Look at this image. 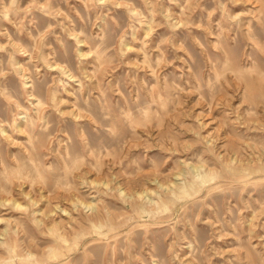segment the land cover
<instances>
[{
	"label": "rangeland",
	"instance_id": "1",
	"mask_svg": "<svg viewBox=\"0 0 264 264\" xmlns=\"http://www.w3.org/2000/svg\"><path fill=\"white\" fill-rule=\"evenodd\" d=\"M0 96V264H264V0H0Z\"/></svg>",
	"mask_w": 264,
	"mask_h": 264
},
{
	"label": "bare ground",
	"instance_id": "2",
	"mask_svg": "<svg viewBox=\"0 0 264 264\" xmlns=\"http://www.w3.org/2000/svg\"><path fill=\"white\" fill-rule=\"evenodd\" d=\"M125 1L127 2V0H125ZM169 1H170V0H169ZM176 1H177V0H176ZM211 1H212V0H211ZM15 2H16V1H15ZM180 2H181V1H180ZM221 2H222V1H221ZM178 3H179V2H178ZM14 4H15V3H14ZM11 5H12V4H11ZM5 6H6V5H5ZM12 6H13V5H12ZM15 6H16V5H15ZM95 6H97V5H95ZM204 6H205V5H204ZM182 7H183V6H182ZM160 8H161V7H160ZM183 8H184V7H183ZM204 8H205V7H204ZM44 9H45V7H44ZM46 9H47V8H46ZM115 9H116V8H115ZM127 9H128V8H127ZM105 10H106V9H105ZM239 10H240V9H239ZM45 11H46V10H45ZM129 11H130V10H129ZM129 11H127V12L129 13ZM147 11H148V10H147ZM243 11H244V10H243ZM243 11H242V12H243ZM248 11H249V10H248ZM250 11H251V10H250ZM130 12H131V11H130ZM219 12H220V11H219ZM244 12H245V11H244ZM253 13H254V12H253ZM131 14H132V13H131ZM179 14H180V13H179ZM258 14H259V13H258ZM3 15H4V14H3ZM134 16H135V14H134ZM4 17H5V16H4ZM150 17H151V16H150ZM162 17H163V16H162ZM261 17H262V16H261ZM261 17H260V18H261ZM10 19H11V18H10ZM251 20H252V19H251ZM251 20H250V21H251ZM105 23H106V22H105ZM105 23H104V24H105ZM138 23H139V22H138ZM100 25H101V24H100ZM134 25H135V24H134ZM134 25H133V26H134ZM144 26H145V25H144ZM236 26H237V24H236ZM103 27H104V26H103ZM218 27H219V26H218ZM167 28H168V27H167ZM140 29H141V28H140ZM52 30H53V29H52ZM105 30H106V29H105ZM217 30H218V29H217ZM7 31H8V30H7ZM75 31H76V30H75ZM140 31H141V30H140ZM36 32H37V30H36ZM50 32H51V31H50ZM52 32H53V31H52ZM76 32H77V31H76ZM31 33H32V32H31ZM102 33H103V32H102ZM8 34H9V33H8ZM37 34H38V32H37ZM158 34H159V33H158ZM9 35H10V34H9ZM47 35H48V34H47ZM11 37H12V35H11ZM48 37H49V36H48ZM194 37H195V36H194ZM32 38H34V37H32ZM220 38H221V37H220ZM121 39H122V38H121ZM170 39H171V38H170ZM14 40H15V39H14ZM262 40H263V39H262ZM28 41H29V40H28ZM34 41H35V40H34ZM60 41H61V40H60ZM88 41H89V40H88ZM123 41H124V40H123ZM170 41H171V40H170ZM85 42H86V41H85ZM19 43H20V42H19ZM42 43H43V42H42ZM61 43H62V42H61ZM22 44H23V43H22ZM32 45H33V44H32ZM32 45H31V46H32ZM50 45H51V44H50ZM55 45H56V44H55ZM120 45H122V44H120ZM65 46H66V45H65ZM32 47H33V46H32ZM32 47H31V48H32ZM52 48H53V47H52ZM102 48H103V47H102ZM106 48H107V47H106ZM109 48H110V47H109ZM1 49H2V48H1ZM9 49H10V48H9ZM25 49H26V48H25ZM32 49H33V48H32ZM32 51H33V50H32ZM60 51H61V50H60ZM169 51H170V50H169ZM55 53H56V52H55ZM62 53H63V52H62ZM64 53H65V50H64ZM7 54H8V53H7ZM13 54H14V53H13ZM49 54H50V53H49ZM99 54H100V53H99ZM149 54H150V53H149ZM105 55H106V54H105ZM7 56H9V55H7ZM106 56H107V55H106ZM43 57H44V56H43ZM56 57H57V56H56ZM7 58H8V57H7ZM27 58H28V57H27ZM39 58H40V57H39ZM30 59H31V58H30ZM44 59H46V58H44ZM2 60H3V59H2ZM95 60L97 61V58H96ZM156 60H157V58H156ZM38 61H39V60H38ZM43 61H44V60H43ZM1 63H2V62H1ZM19 63H20V62H19ZM30 63H31V62H30ZM46 63H47V61H46ZM10 64H11V63H10ZM21 65H22V64H21ZM32 65H33V64H32ZM37 67H38V66H37ZM37 67H36V68H37ZM1 68H2V66H1ZM3 68H4V67H3ZM7 68H8V67H7ZM33 68H34V67H33ZM94 68H95V67H94ZM96 68H97V67H96ZM28 69H29V68H28ZM69 69H70V68H69ZM45 70H46V69H45ZM2 71H3V70H2ZM7 71H8V70H7ZM28 71H29V70H28ZM43 71H44V70H43ZM257 71H258V70H257ZM3 72H4V71H3ZM13 74H14V73H13ZM34 74H35V73H34ZM246 74H247V73H246ZM10 75H11V74H10ZM41 75H42V74H41ZM13 76H14V75H13ZM26 76H27V75H26ZM30 76H32V75H30ZM30 76H29V77H30ZM59 76H60V75H59ZM59 76H58V77H59ZM78 76H79V75H78ZM4 77H5V76H4ZM81 77H82V76H81ZM35 78H36V77H35ZM62 78H63V77H62ZM65 78H67V77H65ZM79 78H80V77H79ZM252 78H253V77H252ZM59 79H60V78H59ZM152 79H153V78H152ZM7 80H8V79H7ZM34 80H35V79H34ZM37 80H38V79H37ZM59 81H60V80H59ZM17 82H19V81H17ZM62 82H63V81H62ZM74 82H75V81H74ZM21 83H22V82H21ZM32 83H33V82H32ZM58 83H59V82H58ZM64 83H65V82H64ZM253 83H254V82H253ZM65 84H66V83H65ZM65 84H64V85H65ZM22 85H23V84H22ZM33 85H34V84H33ZM251 85H252V82H251ZM3 86H4V84H3ZM46 86H47V85H46ZM37 87H38V86H37ZM77 87H78V86H77ZM6 88H7V87H6ZM60 88H61V86H60ZM1 89H2V88H1ZM32 89H33V88H32ZM32 89H31V90H32ZM45 89H46V88H45ZM63 89H64V88H63ZM19 90H21V89L19 88ZM71 90H72V88H71ZM74 90H75V89H74ZM79 90H80V89H79ZM118 90H119V89H118ZM89 91H90V90H89ZM243 91H244V90H243ZM30 92H31V91H30ZM58 92H59V91H58ZM76 92H78V91H76ZM3 93H5V92H3ZM54 93H56V92H54ZM78 93L80 94V92H78ZM10 94H11V93H10ZM38 94L40 95V93H38ZM41 94H42V93H41ZM122 94H123V93H122ZM245 94H246V92H245ZM11 95H12V94H11ZM32 95H33V94H32ZM13 96H14V95H13ZM37 96H38V95H37ZM80 96H81V95H80ZM86 96H87V95H86ZM110 96H111V95H110ZM122 96H123V95H122ZM0 97H2V96H0ZM11 97H12V96H11ZM87 97H88V96H87ZM87 97H86V98H87ZM99 97H100V96H99ZM103 97H104V96H103ZM262 97H263V96H262ZM262 97H261V98H262ZM12 98H13V97H12ZM51 98H52V97H51ZM51 98H50V99H51ZM89 98H90V97H89ZM97 98H98V97H97ZM150 98H151V97H150ZM16 99H17V98H16ZM44 99H45V98H44ZM102 99H103V98H102ZM166 99H167V98H166ZM168 99H169V97H168ZM36 100H37V103L35 104V106H36V109H37V107H38V106L40 107V106L42 105V103H41V100H40V99H36ZM103 100H104V99H103ZM134 100H135V99H134ZM125 101H127V100H125ZM149 101H151V100H149ZM127 102H128V101H127ZM136 104H137V103H136ZM13 105H14V104H13ZM100 105H101V103H100ZM9 107H10V106H9ZM11 107H12V106H11ZM52 107H53V106H52ZM100 107H101V106H100ZM156 107H157V106H156ZM163 107H164V106H163ZM16 108H17V107H16ZM30 108H31V107H30ZM23 109H25V108H23ZM54 109H55V107H54ZM0 110H1V109H0ZM32 111H33V110H32ZM78 111H79V110H78ZM78 111H77V112H78ZM1 112H2V111H1ZM22 112H23V111H22ZM37 112H38V111H37ZM130 112H131V111H130ZM38 113H39V112H38ZM43 113H44V112H43ZM156 113H157V112H156ZM26 114H27V113H26ZM3 115H4V114H3ZM50 115H51V114H50ZM142 115H144V114H142ZM125 116H126V115H125ZM128 116H129V114H128ZM92 117H93V116H92ZM0 118H1V117H0ZM2 118H3V117H2ZM2 118H1V119H2ZM19 118H20V117H19ZM24 118H25V122L31 121V117H30L29 115H26ZM35 118H36V117H35ZM35 118H34V119H35ZM58 118H59V117H58ZM32 119H33V118H32ZM34 119H33V120H34ZM94 119H95V118H94ZM137 119H138V118H137ZM55 120H56V119H55ZM61 120H62V119H61ZM34 122H35V121H34ZM44 122H45V121H44ZM47 123H48V122H47ZM131 123H132V122H131ZM8 124H9V123H8ZM136 124L139 125L140 123L138 124V123L135 122V125H136ZM0 125H1V124H0ZM13 125H15V124H13ZM23 125H24V123H23ZM30 125H31V124H30ZM63 125H64V124H63ZM140 125H141V124H140ZM143 125H144V124H143ZM7 126H8V125H7ZM144 126H145V125H144ZM0 128H1V127H0ZM9 128H10V127H9ZM41 129H42V128H41ZM43 129H44V128H43ZM129 129H130V128H129ZM10 130H11V129H10ZM15 130H16V129H15ZM44 130H45V129H44ZM81 130H82V128H81ZM65 132H66V131H65ZM83 133H84V132H83ZM27 134H28V133H27ZM19 135H20V134H19ZM78 135H79V134H78ZM137 135H138V134H137ZM62 137H63V136H62ZM29 138H30V137H29ZM59 139H60V138H59ZM59 139H58V140H59ZM67 139H68V138H67ZM29 140H30V139H29ZM58 140H57V141H58ZM65 141H66V140H65ZM3 142H4V141H3ZM83 142H84V141H83ZM124 142H125V141H124ZM25 143H26V141H25ZM55 143H56V141H55ZM126 143H127V142H126ZM2 145H3V143H2ZM23 145H24V144H23ZM31 145H32V144H31ZM52 145H53V144H52ZM79 146H80V145H79ZM80 147H81V146H80ZM18 148H19V147H18ZM25 148H26V147H25ZM86 148H87V147H86ZM23 150H24V149H23ZM64 150H65V149H64ZM21 151H22V150H21ZM22 153H23V152H22ZM91 153H92V152H91ZM105 153H106V152H105ZM25 154H26V153H25ZM67 154H68V152H67ZM107 154H108V153H107ZM20 155H21V153H20ZM0 156H1V155H0ZM21 156H22V155H21ZM31 156H32V155H31ZM66 156H67V155H66ZM108 156H109V155H108ZM5 158H6V157H5ZM30 158H31V157H30ZM37 158H38V157H37ZM42 158H43V157H42ZM65 158H66V157H65ZM8 159H9V158H8ZM28 159H29V158H28ZM28 159H27V160H28ZM16 160H17V159H16ZM23 160H24V158H23ZM13 161H15V160H13ZM21 161H22V160H21ZM24 161H26V160H24ZM28 161H29V160H28ZM0 162H1V160H0ZM4 162H5V161H4ZM6 162H7V161H6ZM31 162H32V161H31ZM31 162H30V163H31ZM1 163H2V162H1ZM17 163H18V162H17ZM32 163H33V162H32ZM72 163H74V162H72ZM72 163H71V164H72ZM75 163H76V162H75ZM75 163L73 164V166L75 165ZM6 165H8V163H7ZM18 165H19V164H18ZM32 165H33V164H32ZM98 165H99V164H98ZM21 166H22V165H21ZM23 166H24V165H23ZM13 167H14V166H13ZM26 167H27V166H26ZM62 167H63V166H62ZM3 168H4V167H3ZM20 168H21V167H20ZM29 168H30V167H29ZM31 168H33V167H31ZM60 168H61V167H59V169H60ZM226 168H227V167H226ZM226 168H225V169H226ZM1 169H2V168H1ZM4 169H5V168H4ZM230 169H231V168H230ZM230 169H229V172H230ZM2 170H3V169H2ZM18 170H19V169H17L16 171H18ZM30 170H31V169H30ZM49 170H51V169H49ZM63 170H64V169H63ZM241 170H242V169H241ZM258 170H259V169H258ZM5 171H6V169H5ZM32 171H33V170H32ZM32 171H31V172H32ZM237 171H238V170H237ZM256 171H257V170H256ZM238 172H240V171H238ZM257 172H258V171H257ZM18 173H19V171H18ZM22 173H24V172H22ZM35 173H36V171H35ZM68 173H69V172H68ZM36 174H37V173H36ZM62 174H63V172H62ZM71 174H72V171H71ZM238 174H239V173H238ZM7 175H8V174H7ZM52 175H53V174H52ZM63 175H65V174H63ZM175 175H176V174H175ZM197 175L201 176V175L198 174V173H197ZM188 176H189V175H188ZM7 177H8V176H7ZM174 177H175V176H174ZM21 178H22V177H21ZM24 178H25V177H24ZM188 178H189V177H188ZM193 178H194V177H193ZM216 178H218V177H216ZM3 179H4V178H3ZM25 179H26V178H25ZM202 179H203V181H205L204 178H202ZM39 180H40V179H39ZM193 180H194V179H193ZM177 181H178V180H177ZM185 181H186V180H185ZM212 181H213V180H212ZM212 181H211V182H212ZM3 182H4V181H3ZM4 183H6V182H4ZM7 183H8V182H7ZM7 183H6V184H7ZM28 183H29V182H28ZM205 183H206V182H205ZM209 183H210V181H209ZM57 184H58V183H57ZM204 185H206V184H204ZM45 186H46V185H45ZM64 187H65V186H64ZM52 188H53V187H52ZM209 188H210V187H209ZM169 189H170V188H169ZM164 190H165V189H164ZM180 190L183 191V192H185V191H187V187H186L185 185H184V186H180ZM143 192H144V191H143ZM150 197H151V196H150ZM152 199H153V198H152ZM149 200H150V199H149ZM175 200H177V199H175ZM33 202L36 203L34 200H33ZM173 202H174V201H173ZM81 203L84 204V205L86 206V208H87V207H91V208H93V205H92V204H85V203L82 202V201H81ZM105 203H106V202H105ZM14 204H15V206H17L18 208H21V207H22V205L19 204V203L14 202ZM94 206H95V205H94ZM165 206H167V204H166ZM107 207H108V206H107ZM144 207H145V206H144ZM86 208H84V209H86ZM156 208H157V207H156ZM159 208H161V207H159ZM159 208H158V209H159ZM139 209H140V208H139ZM139 209H138V210H139ZM164 209H165V208H163V210H164ZM166 209H167V208H166ZM166 209H165V210H166ZM89 210H90V209H89ZM92 210H93V209H92ZM132 210H133V209H132ZM143 210H144V209H143ZM143 210H142V212H143ZM61 211H62V210H61ZM64 211H65V210H64ZM109 211H110V210H109ZM113 211H114V210H113ZM144 212H146V211H144ZM150 212H151V211H150ZM146 213H148V212H146ZM146 213H145V214H146ZM149 214H150V213H149ZM150 215H151V214H150ZM145 216H146V215H145ZM145 216H144V217H145ZM148 216H149V215H148ZM60 218H61V217H60ZM145 218H147V217H145ZM109 228H110V227H109ZM90 234H91V233H90ZM58 238H59V237H58ZM83 238H84V237H83ZM61 240H62V238H61ZM70 240H71V239H70ZM66 241H67V240H66ZM4 242H5V241H4ZM4 242H3V243H4ZM68 242H69V241H68ZM5 243H6V242H5ZM5 245H6V244H5ZM56 253H57V252H56ZM31 254H32V253L29 252V257H30ZM55 255H56V254H55ZM13 257H14V256H13ZM21 257H22V256H21ZM33 257H34V256H33ZM23 258H24V257H23ZM34 258H35V257H34ZM1 260H2V259H1ZM20 260H21V259H20ZM21 261H22V260H21Z\"/></svg>",
	"mask_w": 264,
	"mask_h": 264
}]
</instances>
